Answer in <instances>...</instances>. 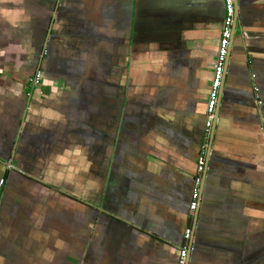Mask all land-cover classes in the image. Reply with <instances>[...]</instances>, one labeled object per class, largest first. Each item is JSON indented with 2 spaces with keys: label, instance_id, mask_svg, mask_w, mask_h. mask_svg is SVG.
Here are the masks:
<instances>
[{
  "label": "crops",
  "instance_id": "crops-1",
  "mask_svg": "<svg viewBox=\"0 0 264 264\" xmlns=\"http://www.w3.org/2000/svg\"><path fill=\"white\" fill-rule=\"evenodd\" d=\"M238 5L192 212L224 0H0V264H177L188 226V264H264V0Z\"/></svg>",
  "mask_w": 264,
  "mask_h": 264
},
{
  "label": "built area",
  "instance_id": "built-area-1",
  "mask_svg": "<svg viewBox=\"0 0 264 264\" xmlns=\"http://www.w3.org/2000/svg\"><path fill=\"white\" fill-rule=\"evenodd\" d=\"M225 14L221 28V35L219 39L218 54L213 66V74L211 85L208 93L206 106V122L204 128V138L201 147V153L198 158V165L195 173L194 186L191 194L190 211H194L200 200V189L203 182V174L206 165V155L209 150L212 128L215 121V113L221 94V86L225 74V67L227 64L228 54L230 51L231 39L233 36V24L235 22V3L234 0H224ZM42 81V72L37 69L29 82L33 88H36ZM4 183V179H0V185ZM193 229L188 226L184 232V242L179 247L177 264H187L189 248L191 246V237Z\"/></svg>",
  "mask_w": 264,
  "mask_h": 264
},
{
  "label": "water",
  "instance_id": "water-1",
  "mask_svg": "<svg viewBox=\"0 0 264 264\" xmlns=\"http://www.w3.org/2000/svg\"><path fill=\"white\" fill-rule=\"evenodd\" d=\"M58 2H59V0H58ZM234 3H235V8H236L237 12H235V22L233 24V32H234V29H235V26H236V23H237L236 13H238V8H239L238 0H234ZM230 47H231V45H230ZM228 57H229V54H228ZM227 62H228V59H227ZM220 91H222V86H221V90ZM214 118H215V121H214L213 128H212V135H211V142H210L209 150H211V147H212V140H213V134H214V130H215V123H216V119H217V113H215V117ZM201 188H202V186H201ZM200 195H201V189H200ZM191 249H192V244H191V246L189 248V254H190ZM187 262H188V260H187Z\"/></svg>",
  "mask_w": 264,
  "mask_h": 264
},
{
  "label": "trees",
  "instance_id": "trees-1",
  "mask_svg": "<svg viewBox=\"0 0 264 264\" xmlns=\"http://www.w3.org/2000/svg\"><path fill=\"white\" fill-rule=\"evenodd\" d=\"M39 69H40V68H39ZM36 70H37V69H35V71H36ZM40 70H41V72H42V77H43V76H44L43 69H40ZM35 71L33 72V74L35 73ZM33 74H32V75H33ZM32 75H31L30 77H32ZM30 77H29V78H30ZM29 83H30V82H29Z\"/></svg>",
  "mask_w": 264,
  "mask_h": 264
},
{
  "label": "rangeland",
  "instance_id": "rangeland-1",
  "mask_svg": "<svg viewBox=\"0 0 264 264\" xmlns=\"http://www.w3.org/2000/svg\"><path fill=\"white\" fill-rule=\"evenodd\" d=\"M89 18H90V19H94V20H95V18H94V17H89ZM90 29H93V28H90ZM29 84H30V83H29ZM40 86H41V84H39V85H38V87H40ZM38 87H37V88H38ZM12 166H15V165H13V164H12Z\"/></svg>",
  "mask_w": 264,
  "mask_h": 264
},
{
  "label": "clouds",
  "instance_id": "clouds-1",
  "mask_svg": "<svg viewBox=\"0 0 264 264\" xmlns=\"http://www.w3.org/2000/svg\"><path fill=\"white\" fill-rule=\"evenodd\" d=\"M2 11H3V10H0V12H2ZM22 11H23V10H20V13H19V14H22Z\"/></svg>",
  "mask_w": 264,
  "mask_h": 264
}]
</instances>
